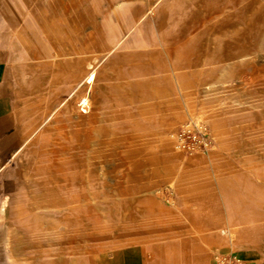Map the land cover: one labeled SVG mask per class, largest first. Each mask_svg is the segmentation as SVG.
Masks as SVG:
<instances>
[{
	"label": "rangeland",
	"instance_id": "374dc122",
	"mask_svg": "<svg viewBox=\"0 0 264 264\" xmlns=\"http://www.w3.org/2000/svg\"><path fill=\"white\" fill-rule=\"evenodd\" d=\"M161 7H168L167 12ZM94 11L102 15L103 23H115L120 16L127 22L131 14L145 12V21L135 23L132 37L134 44L140 39L146 43H137L129 51L130 57L111 69L113 82L125 81L123 87L118 84L121 88L113 85L114 99L106 93L98 95L96 88L86 85L82 93L97 99L85 114L72 116L69 110L63 111L75 107L76 93L54 104L45 86L49 82L77 84L85 77L90 79L98 67L100 56L86 47L95 42L98 31V26L93 28L86 21ZM21 13L39 30L28 38L69 43L78 46L83 55H75L71 66L60 65L52 47L45 63L24 72L23 78L35 83L34 89L21 91L13 79L14 90H10L11 82L0 81V89L4 86L0 92V197L6 193L11 201L19 200L18 206L37 201L39 197L31 193L38 186H28L35 170H40L45 185H64L72 189L70 197L80 192L88 198V181L108 192L121 191L123 199L133 198L143 189H159L162 209L149 211L134 202L111 203L109 213L107 208L93 209L89 202L73 205L70 215L79 225L66 235L59 224L61 236L51 240L49 229L35 215L18 206L8 208L11 219L0 224V264H18L9 261L8 250L19 257L34 255L39 262L57 253L63 261L77 255L79 261L90 264L131 240L142 250L147 264H167V256L178 252L181 240L196 243L201 239L198 243L209 244L207 235L217 231L214 224L218 220L223 221L221 227L235 224L227 218L229 204L235 209L234 217L243 220L239 227L255 231L261 239L264 0H0V24L4 14ZM76 16H81L79 21ZM48 27L54 29L51 37L44 34ZM6 32V27H0V40L6 41ZM8 38L27 40L20 34ZM125 50L129 47L117 52ZM133 55L137 60L129 59ZM107 57L100 63H106ZM3 66L6 72L14 71L8 63ZM166 75L170 83L164 81ZM2 99L8 100L7 107ZM107 112L110 114L104 118L102 113ZM174 112L180 116L169 125L168 117ZM61 113L71 116L53 123L52 115ZM40 125L47 127L39 129ZM39 132L43 133L33 144L39 147L37 163L30 167V142ZM237 142L245 146L239 149ZM17 153L22 156L20 163L14 158ZM234 159L241 160L237 164ZM24 168L29 179L24 177ZM117 217L120 225L109 220ZM9 227L15 231L6 237ZM80 248L83 252L77 254ZM231 250L229 244L219 247L220 255L234 256L238 264L253 262L243 250Z\"/></svg>",
	"mask_w": 264,
	"mask_h": 264
},
{
	"label": "bare ground",
	"instance_id": "6f19581e",
	"mask_svg": "<svg viewBox=\"0 0 264 264\" xmlns=\"http://www.w3.org/2000/svg\"><path fill=\"white\" fill-rule=\"evenodd\" d=\"M164 5H166V4H164ZM170 5L168 7H170ZM168 7H166V8L161 7V8L165 9V12H167ZM188 15H189V13H188ZM186 18H188V16ZM147 59L148 58L146 57V59L144 61H147ZM114 78H115V75H114L113 71L105 70L103 72L102 76L100 77L101 84L96 88V90H95L96 93L98 95L106 93V94H108L109 99H114L113 97H114L115 91H114L113 85L119 84L121 87H123L124 82H125V81L113 82L112 80ZM164 81L169 82L168 75H166V77H164ZM96 99H97V97H93L91 95L89 96V94H87L86 92L82 93L81 98L77 100L75 107L69 109V111L71 112V115L72 116H78L81 114H85V111L88 109L89 104L93 103ZM106 109L107 108L104 107V110H106ZM109 114H110V112L102 113L104 118H107V116ZM71 115L68 114L65 116V118H68ZM179 116L180 115L178 112H174L173 114L169 115L168 120H167L169 125H171L174 122V120L176 118H178ZM62 117H64V116H56L53 120V123L55 121H57L58 118H62ZM58 120H60V119H58ZM182 125L184 126L185 123H182ZM69 141H71V140H69ZM36 142L37 141H35L34 144ZM166 143H168V146H171V141L170 142L166 141ZM244 146H245V143L244 144H241L238 142L236 143V147H238L239 149H241ZM175 147L176 148L178 147L177 143H175ZM29 149L31 151V154H30V160L28 162V165L31 167L37 163L36 155H37V153L39 154V147L36 148L34 145H30ZM160 152H161V150H160ZM237 153H240V152L237 151ZM230 154L231 153H229V155ZM14 158L19 163H20V161H22V156L18 153L14 155ZM234 160L238 164V162H240L241 159L240 160L234 159ZM21 164L23 166V162H21ZM24 170H25L24 177L26 179H29L30 174L27 172L26 168H24ZM43 175H44L43 172H41L40 170H35L34 176L32 175L33 177L31 179H29L30 180L29 181L30 184L28 186L29 188L33 189L36 186H38V188H39V190L37 192L31 193V195H34V197L35 196L39 197V199L37 201H34L33 203L30 202V203H25V204L18 206L19 200L14 199L13 201H11L10 197L6 193H3L1 195V197H0V224H2L5 220L10 218V216H9L10 214L7 211L10 209H8V208L18 206V207H20V209H22V211L30 212L31 214L35 215L36 216L35 219L40 221L39 223H43L44 225H46V228L49 229V234L51 235L49 237V239L52 240L53 238L61 236L60 234H58V232H59L58 225L59 224L63 225L64 230H65V231L63 230V232L66 233V235H68V234L70 235L72 227L79 225L78 222H76L75 218H72L70 215L71 214L70 208L73 205L84 206L86 204V202H89V206L92 207L93 209H97V210L103 209L104 210L105 208H107L109 213H112L111 208H110L111 203H116L119 205H121L122 203H125V205H127V204L134 202L135 205L139 204L141 207H143L144 209H147L149 211H159L160 212L162 209L161 201L159 200V197H160L159 196L160 195L159 189H152V188L151 189H143V190L136 192V194H134V195H136L135 197L123 199V197H122L123 195H122V193H120L121 191L120 192H108V190L101 189L99 187H95L94 185L92 186V183H94V182L88 181L87 186H86L88 198H85L84 195L81 196L82 193H80V192L75 193V195H72V196H74V198H71L72 196L70 197L69 192L72 189L69 188V190H68L64 185H62V186L61 185H59V186L48 185L47 186L43 183ZM75 181H76V179H75ZM70 187H74V186H70ZM120 188H118V189H120ZM71 193H73V192H71ZM166 200L167 199H165V201ZM167 201H169V199ZM12 203L14 204L13 206H12ZM228 208L229 209L227 212V218H228V220L229 219L233 220L235 222V224H233V225L225 224L224 226L221 227L219 223L223 224V221L221 219L218 220V223L214 224L215 229H217V231L214 232L213 235H211V236L207 235V239L208 238L211 239L210 243L208 244V241H204V244L205 245L207 244V247L204 248L203 252L206 253V255L209 259V264H212L214 261H215L214 264H224L225 261L227 264H233V262H236V264H238L237 263L239 260L238 258H236L234 256L227 258L224 255H220L221 251H219V247L221 244L231 245V249H232L231 251L232 252H237L239 250H243L249 256V259L253 261L250 264H264V233L262 235L260 234L261 235V239H260L259 236H257L255 231L247 230L246 228L239 227L238 224H241V222L243 223V220L240 221V220L236 219V217H234L233 213H234L235 209H234L232 204H229ZM128 210H129V208H128ZM20 216H22V215H20ZM33 219H34V217H33ZM109 220H111L112 223H115V225L121 224L119 217H117L116 219H109ZM3 225H4V223H3ZM15 228H16L18 234H21V231H19L20 229L18 230V227L16 226V224L14 225V229ZM14 229L10 228V227H9V229H6V231H7L6 237H9L10 234L15 231ZM21 230H22V228H21ZM2 231H3V229H2ZM5 242H6L5 244L7 245V238H5ZM134 245L136 248L139 249V247L135 243H134ZM37 249H39V248H37ZM81 252H83V248H80L79 251H77V254H79ZM139 252H141V251H139ZM76 256H73L71 259H68L67 261H63V260H61L62 259L61 253H57L51 259L49 258L48 261L44 260V262H39L34 258L35 257L34 255L29 257V256H26V254H25V255H22L21 257H19V256L15 255L14 253H12L11 251L9 252V250H8L9 261L16 262L18 264H86L85 262L79 261ZM91 256H92V254H91ZM90 264H93V263H90Z\"/></svg>",
	"mask_w": 264,
	"mask_h": 264
},
{
	"label": "crops",
	"instance_id": "0c3cea01",
	"mask_svg": "<svg viewBox=\"0 0 264 264\" xmlns=\"http://www.w3.org/2000/svg\"><path fill=\"white\" fill-rule=\"evenodd\" d=\"M58 1H62V0H58ZM80 1H84V0H80ZM148 10H149V3H148ZM5 14L7 15L8 12H5ZM5 14H4L5 21L4 23L0 24V27L2 26L4 28L6 27V31H7L6 36H4L6 37V41L0 40V51H1L0 81L7 80V83L11 82L12 87L10 88V90H14L13 85L15 86V83H13V79H16L18 81L19 85L21 86L20 87L21 91L28 90L30 89V87L31 89L35 88L36 86L35 83L30 81L27 82L23 78L24 72L26 71L32 72L36 70L38 66L41 65V63H45L48 59L47 57L48 52L52 47L57 52L58 63L60 65H64L65 63H67L69 66H71V62H73L74 60L73 58L75 55H81V56L83 55V51L78 46H74L69 43L60 45L58 42L55 41L45 42L43 41V39L40 38H39L40 40L39 39L32 40L33 38H28L31 36L33 37L35 34L39 33L36 24H34L33 21L27 23L25 20H28V18L24 17L22 13L19 15L20 17L11 14L6 16ZM146 17L147 14L144 12V14H137V16L135 17H133V15L131 14L130 18L128 17L129 20L127 19L128 20L127 22L123 21L120 16V19H118V21L115 23L113 22L103 23L102 15L98 11L89 13L88 17L86 18V21L90 23L93 28H95V25L98 26V31H96L97 33L95 35V42L87 45L86 47L91 49L92 53L99 55L101 60L103 59L105 60V58L107 56H110L112 52L115 54V57L114 58L107 57L106 61L107 60L108 61L106 63L104 62V64L103 62L100 63L101 60L100 62L97 60V63H99V65L93 70L90 79H87V77H85L86 79H84L83 81L81 80V78H79L81 82L78 81L77 84H63L62 82L61 83L49 82L48 84L46 83L45 91L47 93V96L48 95L50 96L48 98H52L53 103L55 104L56 102L60 101L61 98H64V96H69L70 93L75 92L76 93L75 99L77 101L78 99L81 98L82 91L86 88V85H88L89 88H97L101 84L100 77L102 76L105 70H111L114 66H116V64L122 63L124 60H126L127 59L126 57H130L127 56L129 51H133V49L136 48V46L139 43H146L145 39H140L134 44V40L132 37L135 30L134 27L135 23L139 24L141 22H144ZM80 18L81 16H76L77 21H79ZM52 31H54V29L48 27L47 29H45L44 34L47 37H51L53 35L51 33ZM19 34L23 35L24 37H27L26 43L17 39L11 41L8 38L9 36L10 37L18 36ZM155 44L157 45V43ZM7 45L9 48L4 53L2 49L5 48ZM123 47H129V50L121 51L118 53L117 52L118 49ZM118 54L121 55L120 58L116 57ZM129 59L131 61H134V59L137 60V57L133 55ZM24 62L27 63V66L23 65ZM4 63H8L12 67V69L15 70L13 71L14 73L11 71V69L8 70V72H6L3 66ZM82 66L83 65L81 64V67ZM15 75L17 76V78ZM45 78L48 79V75H45ZM3 87H1L0 92H3L2 91ZM2 100L3 101L1 103L4 106L6 105L7 107L8 100L7 99H2ZM54 104H51L50 108ZM67 110L69 109H65L63 112H67ZM62 113L60 114V116L65 115ZM51 114L52 112L46 114L45 116L48 118ZM55 117L53 114L52 118ZM2 122L5 123L3 119ZM36 125H39V123H36ZM46 127L47 126L40 125L39 129H46ZM23 128L27 130V128H25L24 125ZM42 133L43 132H39L36 134L35 139L30 142L31 145H33L34 142L37 140L38 138L37 136ZM197 238L199 239L200 237L198 236ZM188 240L191 239H187V241ZM195 241L196 243H186L185 240H181V242L179 243L180 249L178 248V252L174 254H169L167 256L166 258L167 264H209V259L206 253L203 252L204 247L206 248L207 244L204 245L198 243L201 241V239H199V241L196 239ZM187 244H190V246L188 247ZM138 250L141 252H139ZM239 253L241 252L239 251ZM95 259L96 260L92 262L93 264H147V262L144 260L142 250L140 248L139 249L136 248L132 240L129 243V245H125L120 248L119 247L114 248L111 251V253H109V255L107 254L101 255V258L99 260L100 263L98 262L97 258Z\"/></svg>",
	"mask_w": 264,
	"mask_h": 264
},
{
	"label": "built area",
	"instance_id": "2783aa9c",
	"mask_svg": "<svg viewBox=\"0 0 264 264\" xmlns=\"http://www.w3.org/2000/svg\"><path fill=\"white\" fill-rule=\"evenodd\" d=\"M226 262V261H225ZM225 264V263H224ZM227 264V263H226ZM233 264H236V262H233Z\"/></svg>",
	"mask_w": 264,
	"mask_h": 264
}]
</instances>
